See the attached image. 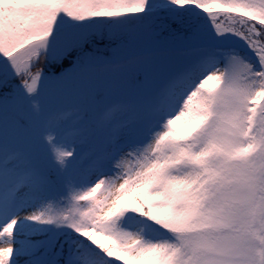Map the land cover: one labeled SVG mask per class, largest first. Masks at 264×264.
<instances>
[{
  "label": "snow or ice",
  "instance_id": "1",
  "mask_svg": "<svg viewBox=\"0 0 264 264\" xmlns=\"http://www.w3.org/2000/svg\"><path fill=\"white\" fill-rule=\"evenodd\" d=\"M0 264H264V0H0Z\"/></svg>",
  "mask_w": 264,
  "mask_h": 264
}]
</instances>
